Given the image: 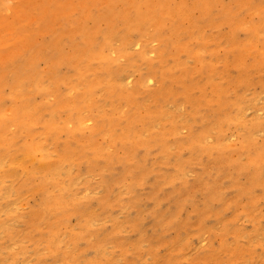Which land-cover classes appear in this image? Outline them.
Returning <instances> with one entry per match:
<instances>
[{
    "label": "rangeland",
    "instance_id": "rangeland-1",
    "mask_svg": "<svg viewBox=\"0 0 264 264\" xmlns=\"http://www.w3.org/2000/svg\"><path fill=\"white\" fill-rule=\"evenodd\" d=\"M0 264H264V0H0Z\"/></svg>",
    "mask_w": 264,
    "mask_h": 264
}]
</instances>
